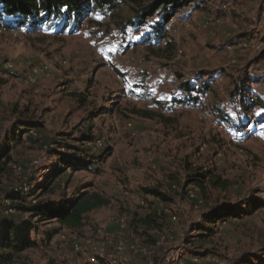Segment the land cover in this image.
Instances as JSON below:
<instances>
[{"label": "rangeland", "instance_id": "rangeland-1", "mask_svg": "<svg viewBox=\"0 0 264 264\" xmlns=\"http://www.w3.org/2000/svg\"><path fill=\"white\" fill-rule=\"evenodd\" d=\"M197 1L200 7L190 3L165 24L174 51L163 44H133L161 20L158 11L140 24L151 0H115L114 8L93 14L76 32L0 28V150L17 120L34 124L24 134V144L12 152L15 162L3 192L26 194L29 183L43 182L56 165L52 150L87 151L104 157L96 165L99 175L68 170L63 180L70 177V185L33 197L51 202L64 190L71 194L94 182L110 201L87 214L82 229H62L51 247L42 244L15 264H78L81 257V263L90 264L88 256L102 251L109 252L110 260L147 264L151 253L144 247L150 245L132 233L129 223L134 212L152 208L167 215L168 228L160 238L166 259L215 254L223 264H264V127L235 132L219 121L214 108L240 121L251 113L242 111L236 101L240 96L232 99V91L244 85L248 99L264 98V0ZM206 72L213 73V88L199 95L200 105L171 101L196 96L181 85L211 79L201 76ZM144 92L163 103L146 99L140 95ZM136 108L162 116L141 117ZM187 163L216 169L231 181L230 190H210L206 200L195 187H185ZM146 187L173 201L147 195ZM0 199L5 207L4 212L0 207V218L13 214L10 203ZM253 202L263 206L219 225L209 242L196 238L204 213L215 204L250 209ZM57 227V222L48 223L33 235L47 238ZM118 238L130 246L138 240L137 253L118 250Z\"/></svg>", "mask_w": 264, "mask_h": 264}, {"label": "trees", "instance_id": "trees-1", "mask_svg": "<svg viewBox=\"0 0 264 264\" xmlns=\"http://www.w3.org/2000/svg\"><path fill=\"white\" fill-rule=\"evenodd\" d=\"M133 1L138 2V0ZM196 2L197 4H195ZM190 3L194 4V7H200L201 5V2L197 0H151L140 15V24H144L149 16H153L158 11L163 14L161 20L159 19L150 28V32L133 44H146L153 47L163 44L168 50L174 51L176 44L165 24L173 15ZM115 5V0H0V28L19 29L23 27L30 32L50 30L54 34L76 32L90 16L96 13H104L109 8H114ZM159 51H161V55H164V50L159 49ZM212 74L206 72L202 73L201 76L211 78ZM181 87L190 94L195 90L197 95H189L185 99L175 97L171 101L187 106H198L202 103L199 95H208L213 88V80L211 78L200 82L187 81ZM244 90V85L238 86L231 92V96L232 99H236V94H239L240 97L236 101L242 111L247 114L251 113L250 117L247 115L246 119L241 118L240 121H237L232 118L233 116L230 113L222 112V109L217 106L214 107L215 114L220 117L219 121L235 132L243 131L251 125L264 127V98L255 97L250 100ZM140 95L157 105L163 103L160 99L152 98L148 92ZM80 101H84V98L81 97ZM133 111L145 118H154L160 115L142 108H136ZM23 114V110H20V115ZM31 123L25 119L17 120L12 135L7 136L6 143L0 150V196H3V200L9 202V206L13 209V214L3 213L4 216L0 218V264H15L24 253L38 248L42 244L51 247L54 237L62 229H82L87 214L107 206L110 202L105 194L96 190L94 182L84 183L82 187L75 186L77 188H74V192L71 194L64 190L58 200L51 202L46 199L38 201V198L33 197L53 195V193H56V189L61 188L62 184L64 186L70 185L72 181L70 177V180H63V175L68 170H73L74 173L76 171H89L93 175H99L101 168L96 165H99L104 157L98 159L97 156L90 155L87 151L83 155H78L77 153H63L59 150H52L57 157L56 165L51 172L45 175L43 182L35 186L32 182L29 183L30 189L26 194L14 190L3 192L5 180L9 178L15 162V156L12 152L24 144V134L34 127V124ZM88 139H91V137ZM106 155L107 153H105ZM186 169L188 178L185 187H195L202 192V196H205L206 200L209 199L208 191L220 190L227 193L232 186L231 181L223 177L214 168L204 169L187 163ZM71 175L73 174L71 173ZM171 189L175 191L176 186L171 184ZM144 192L168 204L173 201V198L157 188L146 187ZM2 202L4 201L0 199V207L4 208V212L5 207ZM262 206V204L253 202L252 208L244 209L239 205L215 204L204 213L203 220L197 227L198 234L196 238L209 242L214 237L219 225L230 221L233 217H242L241 213H252V211ZM25 215H28V217L26 218ZM52 222H57L59 227L52 229L47 238L33 235L42 230V225ZM129 228L132 233L139 237L141 242L155 247L154 259L156 263L162 255L166 254V251L161 247V243L159 244L161 235L163 236L168 228L167 215L163 210L152 208L146 213L134 212L130 219Z\"/></svg>", "mask_w": 264, "mask_h": 264}, {"label": "built area", "instance_id": "built-area-1", "mask_svg": "<svg viewBox=\"0 0 264 264\" xmlns=\"http://www.w3.org/2000/svg\"><path fill=\"white\" fill-rule=\"evenodd\" d=\"M211 1H212V5L217 3L216 0H211ZM253 99H254V97L250 98V100H253ZM121 226L123 229H125L126 224L123 223ZM121 240H123V239L118 238V240L116 242V243H118L117 246L120 248L118 250H132V252L137 253L136 247L138 246V243H139L138 240L135 239V240L131 241L132 246H130L128 243L122 242ZM160 243L161 242H159V244ZM144 250L146 253H147V251L151 253V256H149L147 259V264H203V262H206L207 264H223V261H220L219 256H217L215 254H208L204 259L191 258L190 257V258H185V259H183V258L179 259L178 258V259H174V260L166 259L167 255L165 254V255H162L161 259L156 263V261L154 259L155 247L145 246ZM125 252H127V251H125ZM108 253H105L104 251H102L98 255L88 256L89 263L90 264H130L129 261L127 260V258H124V260H119V261L117 259L110 260L108 258ZM150 257L152 258V260L150 259ZM181 257H183V255H181ZM80 259H78V264H83L80 262Z\"/></svg>", "mask_w": 264, "mask_h": 264}]
</instances>
